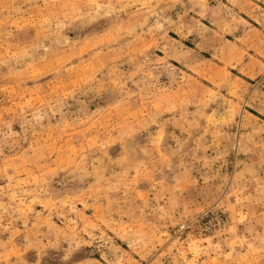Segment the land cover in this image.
Instances as JSON below:
<instances>
[{"label":"rangeland","instance_id":"374dc122","mask_svg":"<svg viewBox=\"0 0 264 264\" xmlns=\"http://www.w3.org/2000/svg\"><path fill=\"white\" fill-rule=\"evenodd\" d=\"M0 264H264V0H0Z\"/></svg>","mask_w":264,"mask_h":264}]
</instances>
